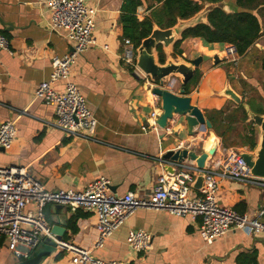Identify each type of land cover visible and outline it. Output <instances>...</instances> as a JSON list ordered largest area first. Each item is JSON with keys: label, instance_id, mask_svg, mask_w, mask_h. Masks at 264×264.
<instances>
[{"label": "crops", "instance_id": "1", "mask_svg": "<svg viewBox=\"0 0 264 264\" xmlns=\"http://www.w3.org/2000/svg\"><path fill=\"white\" fill-rule=\"evenodd\" d=\"M124 0H85L95 7V45L79 55L70 68L69 79L85 96L97 124L91 138L66 137L55 126L54 107L34 98L36 85L49 77L54 56H62L72 49V42L63 31H52L39 26L42 18L49 20L45 0H0V33L10 42L13 54L0 49V122L14 120L16 135L10 147L0 151V167H25L48 190H82L99 176L110 181L113 194L132 191L138 197L153 193L156 178L164 169L162 155L179 145L201 153L214 147L212 159L222 155L221 138L212 129H197L187 133L186 125L174 130L175 116L168 121L169 129L150 127L151 112L160 107V99L153 95L138 71L124 63L120 54L123 46L121 6ZM233 9L235 0H221ZM146 14V13H145ZM264 23V17L261 18ZM203 38L182 40L181 54L188 60L202 55L201 76L189 93L191 103L206 114L213 109L237 106L227 94L233 90L241 101L257 104L255 113L264 110V34L234 62L227 61L217 48L199 51ZM205 41V40H204ZM209 46L225 43H208ZM106 47L104 48V46ZM173 51V49H172ZM221 60L214 64L212 57ZM180 55V54H177ZM63 88L62 81L55 85ZM181 84L172 79L163 87L178 92ZM249 105V104H248ZM264 114V113H263ZM249 119V118H248ZM252 121V120H251ZM212 125V124H211ZM256 141H258L257 127ZM231 147V146H230ZM242 150V149H241ZM250 150V149H249ZM245 151V150H244ZM199 192L193 188L190 195ZM218 202L249 217L264 221L259 211L264 206V189L235 179H223ZM34 204L24 212L33 211ZM79 212L77 230L67 227V218ZM47 221L52 226L57 215L65 228L62 241L89 249L93 258L102 261H121L125 264H235L238 253L254 250L257 263L264 264V238L233 229L211 243L199 233V220L190 216H175L167 211L138 208L106 239L100 248L93 246L98 232L94 211L58 204L44 207ZM143 229L152 234L149 249L132 251L126 237L129 229ZM41 239L33 250L47 247ZM22 259L13 256L5 237L0 241V264H15ZM71 253L59 246L44 257L40 264H70ZM91 264V263H89Z\"/></svg>", "mask_w": 264, "mask_h": 264}, {"label": "built area", "instance_id": "2", "mask_svg": "<svg viewBox=\"0 0 264 264\" xmlns=\"http://www.w3.org/2000/svg\"><path fill=\"white\" fill-rule=\"evenodd\" d=\"M45 2L50 13L48 22L51 28L55 31L61 29L63 37L72 42V49L60 57H53L52 71L47 79L36 85L34 98L54 107V124L66 137L91 138L97 124L96 118L85 96L69 76L76 58L95 45L93 32L97 9L86 5L85 0ZM141 12L139 7V19ZM0 49L13 54L9 39L3 33H0ZM223 52L227 61L234 62L238 59L237 49L231 43H225ZM135 57V46L129 39H124L121 60L138 70ZM58 81L63 83L61 90L54 86ZM160 113V107L156 106L147 120L150 127H158L156 119ZM165 129H169L168 124ZM15 135L14 120L0 122V150L10 147ZM178 148L186 147L179 145ZM243 151L235 147L226 148L220 157L210 158L207 161L208 167L204 168L181 162L172 174L163 171L157 176L153 193L147 197H138L132 191L113 194L110 181L104 176H99L79 191L48 190L25 167H0V241L3 237L6 238L8 249L17 259L29 257L41 239L48 237L71 253L70 264H125L116 260L102 261L93 258L89 249L56 240L44 213L47 204L66 206L71 211H94L98 232L93 244L95 248L102 247L106 239L138 208L163 210L175 216L198 219L199 233L208 243L233 229L259 234L264 238L263 220L249 217L218 202L223 179H235L264 189V177L250 174V169L241 156ZM200 173L203 174L204 185L197 189V195L192 196L189 194L194 188L192 184ZM29 203L34 204V210L24 212ZM259 214H264V206ZM151 242V233L143 229L128 230L126 243L132 251L144 252L150 248Z\"/></svg>", "mask_w": 264, "mask_h": 264}, {"label": "water", "instance_id": "3", "mask_svg": "<svg viewBox=\"0 0 264 264\" xmlns=\"http://www.w3.org/2000/svg\"><path fill=\"white\" fill-rule=\"evenodd\" d=\"M215 7H220L225 11L231 10L229 5L224 4L221 1L205 2L203 8L196 14L187 19H178L177 23L172 27L162 29L154 25L150 34L142 39L138 47H136V67L145 76L150 77L152 81L158 82V84L153 85L150 91L160 99L161 113L156 119V124L161 129H165L167 127V121L172 120L175 116L183 118L187 133L190 136L195 135L197 129L206 130L211 129L212 127L211 122L204 116L201 109L192 104L190 96L185 93L186 84L190 81L195 70L201 64L203 56L197 55L191 60H185L183 58L185 55L180 54V60L175 61L168 52H171L172 54L174 43L181 39V33L185 29L199 23H207V14ZM0 21L2 22L1 19ZM39 26L44 29L55 31L51 28L46 18L41 19ZM158 45L162 47L166 56L163 63L158 60ZM260 48L264 50V46H260ZM220 60L221 58L219 54L216 53L213 55L212 61L214 64H217ZM172 75L178 77L180 80L181 86L177 93L163 87L164 82ZM225 94L237 104L242 103L248 118L253 121L258 129V141L254 149L252 152L243 151L241 156L249 167L251 175L264 177V114L253 112L249 105L242 102L240 96H238L233 90L227 88ZM215 146L204 150L201 153H196L188 148L168 150L162 155V160L165 164L164 169L166 172L172 174L177 164H180L181 162L190 165L195 164L198 168L208 167L207 161L214 154ZM2 150L4 149H1L0 151ZM203 185L204 177L203 174L200 173L195 178L192 186L195 189H200ZM51 232L55 235L56 240H63L65 228L58 215L56 222L51 226ZM42 242L47 247L36 249L34 252L32 251L29 257L22 259L15 264H40L44 257L48 256L51 251L58 246L55 240L48 237H44Z\"/></svg>", "mask_w": 264, "mask_h": 264}, {"label": "trees", "instance_id": "4", "mask_svg": "<svg viewBox=\"0 0 264 264\" xmlns=\"http://www.w3.org/2000/svg\"><path fill=\"white\" fill-rule=\"evenodd\" d=\"M221 0H124L121 6V22L123 39H129L138 47L142 39L147 37L153 26L162 29L172 27L178 19H187L204 6L205 2H218ZM139 7L148 11L141 19L137 16ZM264 0H235L233 9L225 11L220 7L211 9L207 14V23H199L185 29L181 33V39L173 45V56L181 54L179 45L186 38L199 37L208 43H231L235 45L238 55H243L257 39L264 34ZM159 62L165 61V53L160 45L157 46ZM133 69V67H132ZM201 72L195 70L193 77L186 84L185 93H189L191 86L197 84ZM243 102V101H242ZM227 107L213 109L206 116L212 124L215 134L221 138L224 147L234 145L248 146L253 150L256 141V132L253 121L246 127L247 113L242 103L237 104L231 111L226 112ZM258 114H263L264 110ZM241 123L242 129L237 124ZM79 212H75L67 218V227L72 233L77 230L76 220ZM65 240L67 235L63 237ZM257 254L254 250L243 251L237 254L235 264H258Z\"/></svg>", "mask_w": 264, "mask_h": 264}, {"label": "rangeland", "instance_id": "5", "mask_svg": "<svg viewBox=\"0 0 264 264\" xmlns=\"http://www.w3.org/2000/svg\"><path fill=\"white\" fill-rule=\"evenodd\" d=\"M141 11H142V12H141V14H140V18H142V17L145 15V13H146V14L148 13V11L144 9V7H141ZM148 14H149V13H148ZM214 47L217 48V49L219 50L220 54L223 53V50H222L223 45L219 44L217 47H216V46H209L208 42H206V41H204V40L201 42V44H200V46H199V51H200L201 53H203V55L205 56L206 51H207V50H212V48H214ZM168 53H169V55H171V57L173 58V60H175V61L180 60V55L173 56V54H171V52H168ZM183 58H184L185 60H188V56H185V57H183ZM205 59H207V58L204 57L203 60H205ZM137 71H138V73H139L141 79L143 80V82L147 83V86H148V88H149V91L151 90V88L153 87L154 84H158V82L152 81V80L150 79V77L145 76L140 70H137ZM172 79H176V80L180 83L179 78L176 77V76H174V75H172V76L169 77V79H168L167 81L164 82L163 86H164L165 84H167V82H170ZM150 92H151V91H150ZM228 97H229V96H228ZM248 104H249V106L251 105V108H252V109H253L255 106H258L257 104L252 103L251 101H249ZM184 124H185V122H184L183 118H182V117H179V118H178V121H177V123H176V125H175V127H174V130L176 131V130L180 129ZM245 124H246V127H247L248 125H250V119L245 120ZM237 126H238L239 129H242V125H241V123H238ZM231 147L239 148V149L245 150V151H247V152H252V150H249V147H248V146L234 145V146H231Z\"/></svg>", "mask_w": 264, "mask_h": 264}]
</instances>
